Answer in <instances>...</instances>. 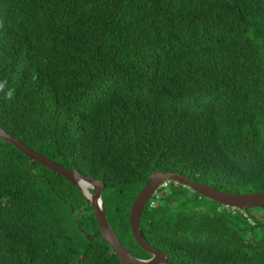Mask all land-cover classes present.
<instances>
[{"label": "trees", "instance_id": "16d2710c", "mask_svg": "<svg viewBox=\"0 0 264 264\" xmlns=\"http://www.w3.org/2000/svg\"><path fill=\"white\" fill-rule=\"evenodd\" d=\"M0 86V128L101 181L137 258L129 210L153 169L264 190V0H0ZM97 231L76 187L0 139V264H123ZM140 231L165 264H264V206L174 181Z\"/></svg>", "mask_w": 264, "mask_h": 264}, {"label": "water", "instance_id": "95a60500", "mask_svg": "<svg viewBox=\"0 0 264 264\" xmlns=\"http://www.w3.org/2000/svg\"><path fill=\"white\" fill-rule=\"evenodd\" d=\"M0 139L12 144L25 156L32 158L43 167L62 176L66 182L80 191L93 211L98 227V236L109 245L123 264H165L167 262L168 255L150 246L142 237L140 231V216L148 199L168 181H174L177 184L188 187L196 191L199 195L225 207L245 210L264 206V190L247 193L222 191L217 190L213 185L192 181L187 176L179 173L168 171L160 172L153 169L148 179L134 197L129 210L128 221L131 235L138 247L151 256L148 259H139L121 244L106 218L101 196V191L104 190L105 186L101 181L92 177H86L75 169L64 167L46 156L29 149L19 140L13 139L2 128H0ZM80 181L87 184L85 189L80 186ZM85 191L90 196L89 198L86 196ZM87 239L91 240L92 238L89 237Z\"/></svg>", "mask_w": 264, "mask_h": 264}, {"label": "bare ground", "instance_id": "6f19581e", "mask_svg": "<svg viewBox=\"0 0 264 264\" xmlns=\"http://www.w3.org/2000/svg\"><path fill=\"white\" fill-rule=\"evenodd\" d=\"M79 184H80V186L82 187V188H86V186H87V184L86 183H84V182H79ZM85 194H86V196L89 198L90 196L88 195V193L85 191Z\"/></svg>", "mask_w": 264, "mask_h": 264}, {"label": "clouds", "instance_id": "9594fccd", "mask_svg": "<svg viewBox=\"0 0 264 264\" xmlns=\"http://www.w3.org/2000/svg\"><path fill=\"white\" fill-rule=\"evenodd\" d=\"M0 90H2V86H0ZM6 96H7V98H11V96H12V91H9V92H7L6 93Z\"/></svg>", "mask_w": 264, "mask_h": 264}, {"label": "flooded vegetation", "instance_id": "af4514ba", "mask_svg": "<svg viewBox=\"0 0 264 264\" xmlns=\"http://www.w3.org/2000/svg\"><path fill=\"white\" fill-rule=\"evenodd\" d=\"M101 192H102V191H101ZM95 234H97V235H98V231H97V232H95ZM149 256H150V255H149ZM150 257H151V256H150ZM150 257H149V258H150ZM139 259H142V258H139ZM147 259H148V258H147Z\"/></svg>", "mask_w": 264, "mask_h": 264}]
</instances>
